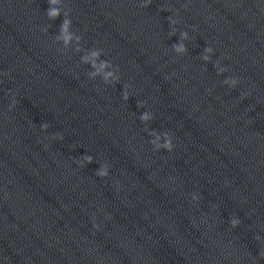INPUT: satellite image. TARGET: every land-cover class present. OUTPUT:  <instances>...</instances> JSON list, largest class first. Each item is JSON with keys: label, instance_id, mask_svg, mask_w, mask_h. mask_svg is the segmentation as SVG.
Here are the masks:
<instances>
[{"label": "clouds", "instance_id": "clouds-1", "mask_svg": "<svg viewBox=\"0 0 264 264\" xmlns=\"http://www.w3.org/2000/svg\"><path fill=\"white\" fill-rule=\"evenodd\" d=\"M49 2H50L51 4H55V3H57V0H49ZM143 6H144V7H147L148 5L145 4V5H143ZM59 14H60V13H59V10H58V9H55V8L51 9V10L48 12V16H49V18H52V19H55L56 17H58ZM172 23H175V21H172ZM70 24H71V21L66 19V20L63 22V25H62V28H61L62 35H63V39H64V42H65V43H68V41L71 39V37L68 35V28H69V25H70ZM182 37H183V38H186V37H187V33H182ZM176 50L182 52V51H184L185 49H184L183 45H180V46H177V47H176ZM206 51L211 52V51H212V48H208ZM99 54H100L99 52H93L91 55H92L93 57H98ZM205 59H208V57H205ZM84 60H85V62H87L88 58L85 57ZM109 66H110V65H109L108 62H102L101 65H100L101 68H105V67H109ZM93 67H96V65L93 64ZM220 71L223 72V71H225V69H224V68H220ZM97 74H98V73H93L94 76L97 75ZM110 77L113 78V79H115V80H118V79H119L118 76H114L113 72H108V73H106V75L104 76V80H105L106 83H107V81H108V79H109ZM226 82H227V83H230L232 86H235L236 83H237V81H236L235 79L228 80V81H226ZM123 95H124V99L127 100V99H128V92H127V90L124 91V94H123ZM140 119L143 120V121H146V120L149 119V115H148L147 113H145L144 115L141 116ZM42 127L46 128L47 125H42ZM165 135H166V142H165L163 145H156V147H157V149H159L160 147H163V148H165V149L171 151V150H172L171 139H170V137L168 136V134H165ZM158 139H159V137H157V140H158ZM152 143L155 145V144H156V141H152ZM84 159H85L88 163H91V162H92V158H91L90 156H89V157H85ZM97 175L100 176V177H106V176L108 175V171H107V169H103V170L99 171V172L97 173ZM194 199H195V197H194ZM237 223H238V221H235V220H234V221L232 222L233 227H235V226L237 225Z\"/></svg>", "mask_w": 264, "mask_h": 264}]
</instances>
